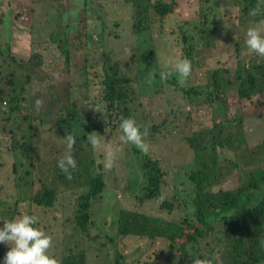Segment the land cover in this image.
<instances>
[{
    "label": "rangeland",
    "instance_id": "374dc122",
    "mask_svg": "<svg viewBox=\"0 0 264 264\" xmlns=\"http://www.w3.org/2000/svg\"><path fill=\"white\" fill-rule=\"evenodd\" d=\"M248 1L209 0L200 10L192 5L191 10L185 8L166 21L149 10V19L157 20L141 34L135 30L134 4H144L145 0H29L36 4L34 12L26 13L34 16L30 22L23 14L20 21L26 24L14 28V35H8L0 25V224L23 213L35 214L39 226L51 237L48 253L59 264L66 255H79L81 250L86 264H115L119 256L129 264H164L168 263L167 255L177 264L180 252L177 247L169 252L166 239L151 243L135 236L122 237L118 224L125 211L174 223L186 217L190 208L183 197L194 190L188 174L195 153L185 138L203 135L214 121L223 122L233 134L232 143L223 150L233 165L223 162L225 173L212 190L230 191L249 183L248 175L256 167L254 159L260 156L257 145L264 140V92L252 100L242 99L237 95L236 81L243 63L264 60L244 44L250 25L264 34V14L260 13L264 0H255L256 12L251 11L254 0ZM185 24L189 35L202 46L190 57L182 42ZM185 58L191 67L182 77L175 64ZM104 65L118 68L132 79L129 106L144 133L147 152L138 153L135 144L123 142L119 124L110 121L104 100ZM216 69L222 70L221 87L202 88L206 83L214 87ZM161 72L167 76L161 78ZM191 87L198 93H188ZM14 93L18 94V108L10 113L5 100ZM37 98L41 100L39 108ZM64 107L80 115L74 128L77 140L85 132L82 117L89 109L90 121L102 128L95 132L105 137L96 148L81 141L87 153L82 159L92 158L94 165H103L106 184L92 205L85 233L72 224V218L78 196L87 186L82 178L66 184L56 171L58 161L69 151L75 161L79 152L74 145L67 147L56 124L59 116H65L59 114ZM109 151L114 158L112 166L106 168ZM146 155L160 159L166 176L161 198L143 202L147 174L142 163ZM44 186L57 193L53 207L31 202L34 192ZM174 195L173 210L163 208L162 202ZM213 241V237L208 238V242ZM0 249L6 250L3 243ZM161 252L166 254L160 256ZM205 254H212L221 263L217 252L207 249Z\"/></svg>",
    "mask_w": 264,
    "mask_h": 264
},
{
    "label": "trees",
    "instance_id": "16d2710c",
    "mask_svg": "<svg viewBox=\"0 0 264 264\" xmlns=\"http://www.w3.org/2000/svg\"><path fill=\"white\" fill-rule=\"evenodd\" d=\"M201 1L145 0L144 4L135 3L134 12L137 13L135 30L138 28L141 34L149 29L150 23L156 22L157 18L149 19V10L155 12L159 20L166 21L173 14L182 13L185 8L191 7V5L200 10L201 5L204 6L209 2V0ZM256 3L255 0L251 2L252 12L257 11ZM262 8L260 13L264 14V7ZM22 10L20 9L17 13L19 18H22L24 14ZM0 17L3 18L4 16L1 15ZM188 30L189 27L185 24L182 42L189 49V51L186 50V54L190 57L192 51L194 52L202 46L200 42L196 41L195 36L189 35ZM149 35L152 36L151 33ZM210 47L212 46H208L207 49ZM247 63L249 65L243 63L238 68L236 88L240 98L252 100L254 96L264 92V60H260L258 64L251 61ZM103 70L106 84L104 100L107 102L110 121L117 126L122 118L129 116L135 118L129 106L128 86L132 79L118 68L104 65ZM221 72V69H216L213 72L212 83L214 87H209L210 85L206 83L204 84L205 87L202 88L218 89L221 87ZM191 92L198 93V90L191 87L188 93ZM5 101L9 102L10 113L15 112L18 108L16 105L18 94L9 95ZM68 108L64 107L59 113L65 116H59L56 124L61 128L63 136L75 137L74 146L78 148L79 152L74 168H69L67 173L60 167L56 171L60 172L57 174L61 179H64L66 184L69 181L76 182L82 178L83 186H87V189L78 196L72 218V224L85 233L90 227L92 205L95 199L104 193L106 184L103 165H94L92 158L89 161L82 159L87 153L84 152L85 146L81 141L83 139L89 142L87 138L90 133L95 134V130H102V128L95 126L90 121L92 111L89 109L86 111V115H82L85 132L77 140L74 128L77 123L75 120L80 115L72 108ZM22 137L25 139L26 135L21 134ZM232 137L233 134L227 131L225 124L220 121H214L213 126L203 132V135H187L185 140L195 153V161L188 174V178L194 183V190L193 193L185 194L183 197L190 208L186 211V217L182 221L174 223L173 221L125 211L118 224L119 235L148 239L152 241L151 243L156 242L158 238H164L169 243V252L176 250V247L178 248L180 255L177 264H195L197 259L205 261L206 264H264V140L257 145L260 148V156L259 159H254L253 165L256 167L248 175V184L241 183L235 190L230 191L212 190L213 184L218 182L217 180H220L222 174L225 173L223 162H226L229 167L233 165L223 152L232 143ZM21 149H24V146ZM135 150L138 153L141 152L140 149ZM83 152L85 154H82ZM236 165L240 166V162H237ZM142 166L147 174V183L143 188L141 201L161 198L166 171L160 159H152L146 155L143 158ZM62 173H65L69 179ZM32 197L31 202L41 207H53L57 201V193L47 186L34 192ZM175 197L177 195L166 198L162 202V207L170 211L173 210L174 204L171 199H175ZM209 237L214 238L213 243L208 242ZM4 245L8 250V245ZM207 249L210 253L217 252L221 258V263L212 254L206 255ZM6 250L0 249V259L3 258ZM165 254V252H161L160 256ZM167 258L168 263L164 264H172L173 261L168 255ZM61 264H86V255L82 250L79 255L68 254L62 259ZM115 264L129 263L124 262L119 256ZM143 264L151 263L145 262Z\"/></svg>",
    "mask_w": 264,
    "mask_h": 264
},
{
    "label": "clouds",
    "instance_id": "9594fccd",
    "mask_svg": "<svg viewBox=\"0 0 264 264\" xmlns=\"http://www.w3.org/2000/svg\"><path fill=\"white\" fill-rule=\"evenodd\" d=\"M244 44L251 52L264 57V34L257 26L250 25L246 29ZM175 71L180 76L186 77L190 72V61L186 58L177 61ZM57 75V73H53V76ZM160 75L161 78H165L167 73L161 72ZM40 104L41 100L37 98L36 107L39 108ZM119 129L121 131L120 139L123 142L135 144L143 152L148 151V145L142 139L144 133L141 132L140 126L133 117L122 118L119 122ZM65 139L67 147L71 149L75 144V137L69 135ZM88 139L90 144L96 148L101 145L102 139L105 137L95 132V134L90 133ZM113 158L112 151L106 153L104 163L106 168L112 166ZM58 167L66 173L69 168L75 167L71 151L58 161ZM2 221L0 243L8 245V250L0 259V264H59V261L48 253L51 237L39 226L38 217L35 214L23 213ZM195 264H206V262L197 259Z\"/></svg>",
    "mask_w": 264,
    "mask_h": 264
},
{
    "label": "crops",
    "instance_id": "0c3cea01",
    "mask_svg": "<svg viewBox=\"0 0 264 264\" xmlns=\"http://www.w3.org/2000/svg\"><path fill=\"white\" fill-rule=\"evenodd\" d=\"M20 9H23L22 13L25 14L28 22H30V19H33L34 16H27L26 13L34 12L36 9V4L29 3V0H0V16H4L3 18L0 17V25L1 28L7 30L8 35L10 32L12 35H14V28H19L21 26H25L26 24L25 22L20 21L19 15L17 14ZM191 9L192 7L188 8V10Z\"/></svg>",
    "mask_w": 264,
    "mask_h": 264
}]
</instances>
